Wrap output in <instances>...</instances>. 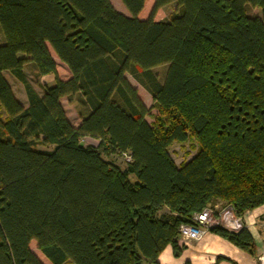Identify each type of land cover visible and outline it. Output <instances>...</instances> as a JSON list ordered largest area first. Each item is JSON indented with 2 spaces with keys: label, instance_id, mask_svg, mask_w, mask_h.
<instances>
[{
  "label": "trees",
  "instance_id": "trees-1",
  "mask_svg": "<svg viewBox=\"0 0 264 264\" xmlns=\"http://www.w3.org/2000/svg\"><path fill=\"white\" fill-rule=\"evenodd\" d=\"M121 2L130 17L110 0H0V264H43L33 241L50 264H159L168 246L182 254L194 214L264 206V0H154L146 21V0ZM25 67L54 86L37 92ZM189 141L196 155L178 166L169 148ZM210 232L255 255L245 227Z\"/></svg>",
  "mask_w": 264,
  "mask_h": 264
},
{
  "label": "crops",
  "instance_id": "crops-1",
  "mask_svg": "<svg viewBox=\"0 0 264 264\" xmlns=\"http://www.w3.org/2000/svg\"><path fill=\"white\" fill-rule=\"evenodd\" d=\"M118 12L121 11V14L130 17L122 10H117ZM58 63V75H59V67L63 66V68L67 72L66 78L64 80H68L70 77V73L67 68ZM25 67L24 72L26 70ZM5 76V74H4ZM60 77V75H59ZM6 78V77H5ZM61 78V77H60ZM36 83L38 85H42L44 88H47L49 85L53 83L52 79L54 80L53 76H44L40 78H36ZM63 79V78H61ZM7 80V78H6ZM8 81V80H7ZM130 82V81H129ZM9 83V82H8ZM130 84L137 89L140 98L142 99L144 105L149 108L152 105V98L148 94L147 100L144 98L139 90V86L133 85L131 82ZM141 87V86H140ZM37 92L42 93L37 88H35ZM143 89V88H142ZM144 90V89H143ZM22 102L25 104L26 96L22 95ZM61 105L66 113V116L69 122L72 124L73 127L78 128L81 124V120L76 116V119L73 121L70 119L68 115V108H73L71 103L68 101L67 98L61 99ZM75 114H78L75 111ZM93 141L92 139H85L86 141ZM89 145V144H88ZM227 206L222 202H218L212 210L215 211L216 217L221 218V212L227 210ZM223 210V211H222ZM244 227L250 232L252 235L255 246L256 252L254 256L249 255L248 253L242 251L238 247L234 246L232 243L224 239L223 237L208 232L206 233L199 241H191V242H183L179 240L180 247H184L182 254L179 257H175L173 254V249L171 246L165 248V250L160 254L158 258L159 264H258L256 261V257L264 252V206L245 214L242 218ZM221 259V261H218Z\"/></svg>",
  "mask_w": 264,
  "mask_h": 264
},
{
  "label": "rangeland",
  "instance_id": "rangeland-1",
  "mask_svg": "<svg viewBox=\"0 0 264 264\" xmlns=\"http://www.w3.org/2000/svg\"><path fill=\"white\" fill-rule=\"evenodd\" d=\"M110 1L116 10H122L127 15H129L126 8L122 4L121 0H110ZM153 5H154V0H146L144 10L141 12V14L138 17L139 20L146 21L149 19ZM177 11H178V6L176 5V3H172L168 6H165L164 8L160 9L157 12V14L155 15L154 20H155V22H169L171 17ZM247 11H248V15L250 17H260L261 16V10L260 9L249 8ZM119 13H121V11ZM1 44H3V37L0 34V45ZM166 71H167V66L156 68L153 70V72L156 75H158L160 81L164 80ZM25 73H26L28 79L30 80L31 84L35 88H37L39 91L45 90V88L42 85L40 86V85H38V83H36L37 79L34 76V72H32V70L30 68H26ZM59 75L61 78H63L62 80H64V78H66V76H67V72L63 68V66L59 67ZM5 77L7 78L8 82H9V84H10V86L14 92L16 99L18 101L22 102V97H23L22 95H25L23 86L10 73H5ZM127 79L133 85H136L137 87L139 86V84L131 76L127 75ZM52 81H53V83L48 86L49 88L54 86V80L52 79ZM139 90H140L142 96L144 98H146L145 100H147V97H148L147 92L145 90H143L142 87H140V86H139ZM25 105L27 106V100L25 102ZM71 106L73 108H68V115H69L70 119L74 121L78 114H75V111H77L76 106L74 104H72ZM151 106L149 108H151ZM156 116H157V112L155 110H153L150 113V116L147 118V121L149 123H153ZM85 143L93 145V146H97L96 142H93L90 140L86 141ZM196 152H197V145L194 141H189L183 145L175 143L169 148V154L178 166L185 163V162L190 161L196 155ZM112 159L115 160L118 164L123 166L121 158H115L114 157ZM30 249L43 264H50V262L44 257V255L37 249V245H36L35 241H33L31 243ZM65 264H72V262L68 261Z\"/></svg>",
  "mask_w": 264,
  "mask_h": 264
},
{
  "label": "built area",
  "instance_id": "built-area-1",
  "mask_svg": "<svg viewBox=\"0 0 264 264\" xmlns=\"http://www.w3.org/2000/svg\"><path fill=\"white\" fill-rule=\"evenodd\" d=\"M124 164L132 162L129 154H124ZM222 227L230 232H238L244 228L242 218L235 216L232 208L228 207L221 214V218L216 217L212 209H204L201 213L194 214L190 224L181 225L179 229L180 240L183 242L199 241L212 228ZM258 264H264V252L256 257Z\"/></svg>",
  "mask_w": 264,
  "mask_h": 264
}]
</instances>
